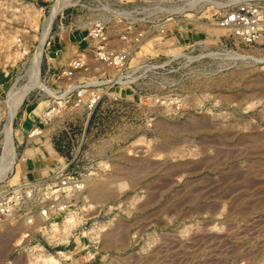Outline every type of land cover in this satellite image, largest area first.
Segmentation results:
<instances>
[{"label":"rangeland","instance_id":"1","mask_svg":"<svg viewBox=\"0 0 264 264\" xmlns=\"http://www.w3.org/2000/svg\"><path fill=\"white\" fill-rule=\"evenodd\" d=\"M122 1L0 0V264H264V0Z\"/></svg>","mask_w":264,"mask_h":264},{"label":"built area","instance_id":"2","mask_svg":"<svg viewBox=\"0 0 264 264\" xmlns=\"http://www.w3.org/2000/svg\"><path fill=\"white\" fill-rule=\"evenodd\" d=\"M119 1L123 2L122 0H119ZM91 2L93 3V6H94V7H92L94 10L92 14L103 15V16L112 15V14L113 15L117 14V15H120L122 17L128 16L127 11L122 10L119 13L117 10H115L111 6V4L109 3L110 0H91ZM104 2H106V3H104ZM77 19H76V21H77ZM78 22H79V20H78ZM223 24L234 28L235 32L237 34L241 35L245 39L256 41V40H262L264 38V18L263 19L261 18V21H259L255 12L251 11L249 9V6L244 4V2H242V5L238 6L236 9L234 8L232 11H230L225 16ZM76 25L82 27V23H80V22H79V24L77 23ZM97 25H99V24H97ZM106 59L113 60V62L116 64L120 63V60L117 57H108ZM73 65L75 67L83 65L82 59L81 58L75 59V62ZM66 72L67 71H65V73ZM67 73L69 75H73L74 71L69 70ZM31 75H32L31 73L28 74L29 79H31ZM83 94H84V90L79 89L77 95L82 96ZM12 102H10L11 105H12ZM35 131L36 130H33L32 133L30 134V136L34 135ZM6 138H7V134H6ZM5 143H6V140H5ZM5 143H4V147H5ZM4 147H3V150H4ZM4 161H5L4 159L1 160L0 165L2 168H5V166H6L5 165L6 163H4ZM26 185H28V184H26ZM26 187H28V186H26ZM29 194L31 195V191H29Z\"/></svg>","mask_w":264,"mask_h":264},{"label":"bare ground","instance_id":"3","mask_svg":"<svg viewBox=\"0 0 264 264\" xmlns=\"http://www.w3.org/2000/svg\"><path fill=\"white\" fill-rule=\"evenodd\" d=\"M36 57V56H35ZM37 59V58H36ZM35 68H34V72L33 73H38V64H39V60H36L35 61ZM33 79L35 80H39L38 79V74H37V77H36V74H33ZM36 81V82H37ZM38 85L41 84L39 82H37ZM27 93V90L26 88H23V87H18L17 89L13 90L12 93H10V102H12V105H11V108H12V113H11V116H10V119L7 123V126H6V131H7V137H8V141L6 142V146H5V149H4V154H3V159L7 162L6 164V170L12 168V165L14 164V161H15V151L13 149V147L10 145L11 144V137H12V131H13V127H12V121L14 119V115L16 113V110L17 108L19 107V104L21 103L24 95ZM52 150V149H50Z\"/></svg>","mask_w":264,"mask_h":264},{"label":"crops","instance_id":"4","mask_svg":"<svg viewBox=\"0 0 264 264\" xmlns=\"http://www.w3.org/2000/svg\"><path fill=\"white\" fill-rule=\"evenodd\" d=\"M35 162V161H34ZM29 164L27 167L28 169L26 170L28 172V175L30 177L36 176L39 174V172L43 171V167L35 165V163Z\"/></svg>","mask_w":264,"mask_h":264}]
</instances>
